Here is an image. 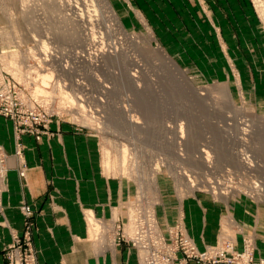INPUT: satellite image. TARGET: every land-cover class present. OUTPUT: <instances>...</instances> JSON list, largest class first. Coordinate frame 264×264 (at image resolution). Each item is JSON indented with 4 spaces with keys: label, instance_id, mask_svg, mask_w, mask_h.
<instances>
[{
    "label": "rangeland",
    "instance_id": "rangeland-1",
    "mask_svg": "<svg viewBox=\"0 0 264 264\" xmlns=\"http://www.w3.org/2000/svg\"><path fill=\"white\" fill-rule=\"evenodd\" d=\"M107 2L110 9L101 0H0V120L12 127L11 137L0 138V189L11 165L1 140L11 144L25 179L27 137L33 146L49 147V154L37 158L50 159L55 178L65 159L67 178L81 183L88 201L91 189L101 195L106 179L115 182V204L107 217L82 208L84 241L103 247L124 243L134 249L138 264L150 256L154 262L166 258L154 257L162 245L177 246V260L187 245L212 248L241 264L263 260L264 255L255 256L253 231L242 234L241 249L226 234L200 250L182 217L161 223L157 214L163 196L198 193L226 204L246 198L264 214V170L245 171L249 163L264 166V52L255 66L246 61V71L231 58L216 53L209 58L206 52L208 35L218 31L212 11L219 3L235 2ZM236 2L251 6L263 40L264 0ZM247 22L236 21L244 34L253 27ZM64 135L71 144L67 157L59 148ZM75 142L81 144L77 166L70 164L78 160ZM259 149L263 152L255 155ZM123 150L131 164L125 162L124 170L118 167ZM54 197L49 194L51 204ZM19 209L22 232L4 246L5 263L18 240L24 264L30 262L27 256L39 264L36 209L26 203Z\"/></svg>",
    "mask_w": 264,
    "mask_h": 264
},
{
    "label": "crops",
    "instance_id": "crops-1",
    "mask_svg": "<svg viewBox=\"0 0 264 264\" xmlns=\"http://www.w3.org/2000/svg\"><path fill=\"white\" fill-rule=\"evenodd\" d=\"M233 1L234 4L219 3V9L212 11L218 31L208 35L206 52L210 54L209 58L215 57L211 56V53L219 54L221 59L231 58L241 66L240 71H246L248 70L246 61L253 64L259 59L260 50L264 52V39L260 40L257 18L251 6L240 4L236 2L237 0ZM209 7L211 8L210 5ZM246 8L248 11H243ZM239 17L248 21V24H253V27L247 26L245 34L236 24ZM11 129L9 122L0 120V138H7L8 135L11 137ZM64 136V139L59 137L62 140V146L60 145L59 148L64 149L63 156L67 157L71 154V144L67 140V135ZM25 141L29 142L31 147L24 149L27 170L25 179H22L11 144L4 139L1 140L10 156L8 160L11 165L6 168L0 189V200L4 206V215L0 214V264H6L2 252L4 246L12 241L13 234L20 235L22 232L23 214L19 209L21 203L29 204L36 209L37 228L34 231L33 242L39 249V264H138L134 249L124 243L103 247V243L97 242L96 245L84 241L83 238L82 208L86 207L94 214L107 217L115 204V182L106 179L101 195L96 188L91 189L93 200L88 201L81 183L78 186L67 178L68 169L65 159L59 164L58 175L55 178V166L50 159L37 158L38 155L49 154V147L33 146L36 143L27 137ZM74 146L77 149L75 150L78 160L75 159L74 164H70L77 166L81 164V144L75 142ZM118 189L123 196L125 186L121 185ZM51 193L55 194L53 204L49 199ZM229 203L214 200L204 193L179 199L168 195L162 197L157 214L161 223L182 217L188 234L200 250L226 234L233 236L234 248L241 249L242 234L253 231L255 256H263L264 240L261 235L264 228V214L260 206L256 205L255 208L242 197ZM172 264L200 263L194 260L185 263L176 260Z\"/></svg>",
    "mask_w": 264,
    "mask_h": 264
},
{
    "label": "built area",
    "instance_id": "built-area-1",
    "mask_svg": "<svg viewBox=\"0 0 264 264\" xmlns=\"http://www.w3.org/2000/svg\"><path fill=\"white\" fill-rule=\"evenodd\" d=\"M26 212H28L29 208H25ZM18 241V240H17ZM17 241L16 243H13L12 246L10 247L13 250V253H11L7 259V264H24L22 261L21 257V251L22 248L21 246H17ZM177 246L175 245H162L161 249H158L156 253L154 254V257L164 254L167 257L160 259L159 262H154L153 261V256H150L145 264H171L173 261L177 260V257L175 255V251ZM25 250V249H24ZM183 259H180L181 262H187L188 260H196L197 262L201 264H221V263H227V264H241L240 260L236 257L233 260L227 261L222 252L217 251V250H212L211 249H206L204 251H198L195 246L193 245H187L183 246ZM27 258L30 259L29 263L26 264H33L32 262V256H27ZM25 259V256H24ZM246 264V263H245ZM247 264H264V259L260 261H252L249 259L247 261Z\"/></svg>",
    "mask_w": 264,
    "mask_h": 264
},
{
    "label": "bare ground",
    "instance_id": "bare-ground-1",
    "mask_svg": "<svg viewBox=\"0 0 264 264\" xmlns=\"http://www.w3.org/2000/svg\"><path fill=\"white\" fill-rule=\"evenodd\" d=\"M108 0H101V2H103V4H104V6H106L108 9H110L109 8V5H108V2H107ZM49 3V2H48ZM47 4V3H46ZM98 7H99V5H98ZM103 7V6H102ZM105 7V8H106ZM111 7V6H110ZM97 9V8H96ZM100 9V8H99ZM261 14L263 15V17H264V11H262L261 12ZM116 17V16H115ZM109 27V26H108ZM113 29V28H112ZM56 33V32H55ZM54 34V33H53ZM62 34V33H61ZM91 42V41H90ZM45 44V43H44ZM40 46V45H39ZM43 46H45V45H43ZM44 48V47H43ZM41 50V49H40ZM46 51V50H45ZM48 52V51H47ZM32 53V52H31ZM33 54V53H32ZM40 55V54H39ZM43 55V54H42ZM12 56V55H11ZM46 56V55H45ZM12 57H14L13 58V60H15V64H17L16 63V59H15V57L16 56H12ZM18 57V56H17ZM10 58V57H9ZM27 58H28V56H27ZM22 59V58H21ZM26 59V58H25ZM13 60H11V62L13 61ZM9 61V60H8ZM20 62V61H19ZM22 62V61H21ZM20 64V63H19ZM22 65V64H21ZM175 65V64H174ZM17 66V65H16ZM61 67V66H60ZM176 67V66H175ZM17 69V68H16ZM15 69V70H16ZM19 69V68H18ZM28 69V68H27ZM49 69V68H48ZM66 69V68H65ZM18 76V75H17ZM74 82V81H73ZM79 84V83H78ZM74 86V85H73ZM200 93V92H199ZM201 94V93H200ZM67 96V95H66ZM179 97V96H178ZM74 98V97H73ZM210 99V98H209ZM79 104V103H78ZM78 104H76V105H78ZM77 107V106H76ZM81 109V108H80ZM77 111V110H76ZM77 113V112H76ZM190 114H191V112H190ZM87 120H88V118H86ZM115 120V119H114ZM89 121V120H88ZM100 122V121H99ZM112 122V121H111ZM114 122V121H113ZM116 122V121H115ZM114 122V123H115ZM119 123V122H118ZM113 124V123H112ZM184 124H187L186 122L184 123ZM189 125V124H188ZM180 126V125H179ZM186 126V125H185ZM255 127L254 128H256V125H254ZM117 127V126H116ZM114 128V127H113ZM187 130H189V129H187ZM191 130V129H190ZM183 126L181 125L180 127H179V132L181 133V135H183L182 133H183ZM247 131V130H246ZM245 131V132H246ZM161 135V134H160ZM181 137V136H180ZM188 137L189 138H192V136L191 135H189V133H188ZM169 138V137H168ZM182 138V137H181ZM167 141V140H166ZM171 141V140H170ZM168 146V145H167ZM166 147V146H165ZM127 148L125 147V149L124 150H126ZM260 149H262V148H260ZM258 150V151H256L254 154L256 155V153L257 154H261L262 152H263V150ZM124 150H123V152H122V154H121V156H120V158H118L119 159V164H118V167L121 169V168H123V170H124V163L125 164H130V163H127V161H124V159L125 158H127L128 157V153L126 154L125 152H124ZM201 151H203V150H201ZM128 152V151H127ZM120 153V152H119ZM204 153H206L205 151H204ZM202 155H203V153H201ZM208 154V153H207ZM115 155V154H114ZM126 155H127V157H126ZM168 155V154H167ZM202 155H201V157H202ZM249 155V154H248ZM119 156V155H118ZM108 157V156H107ZM204 157V156H203ZM207 157H208V155H207ZM114 158H117V157H114ZM129 159V158H128ZM107 160H109V158L107 159ZM106 160V163H107V165H109L110 163H111V161H107ZM169 160V159H168ZM115 161V160H114ZM257 161V160H256ZM263 160H261V162H262ZM117 162V161H116ZM129 162V161H128ZM258 162H259V160H258ZM115 163V162H114ZM113 163V164H114ZM211 163V162H210ZM1 164V163H0ZM112 164V165H113ZM135 164V163H134ZM248 164V163H247ZM131 165V164H130ZM133 165V164H132ZM111 166V165H110ZM126 166V165H125ZM250 166H253L254 167V165H252V163H249V166L248 167H246L247 169H245V171L247 170V171H249V170H251V169H254V170H256V171H260V170H264V166L262 165V164H259V163H257V165H255V167L254 168H251ZM114 167V166H113ZM131 167V166H130ZM115 168H117V167H115ZM134 169V168H133ZM129 171V170H128ZM120 173V172H119ZM126 173V172H125ZM3 174V173H2ZM128 174V173H127ZM134 174V173H133ZM261 174V173H260ZM133 176V175H132ZM183 176H185V175H183ZM194 183V182H193ZM256 184V183H255ZM262 185V184H261ZM251 187V186H250ZM254 188V187H253ZM261 188V187H260ZM180 190H182V189H180ZM259 191V190H258ZM181 192V191H180ZM133 221V220H132ZM135 225V224H134ZM133 227V226H132ZM145 254V253H144ZM144 256V255H143Z\"/></svg>",
    "mask_w": 264,
    "mask_h": 264
}]
</instances>
